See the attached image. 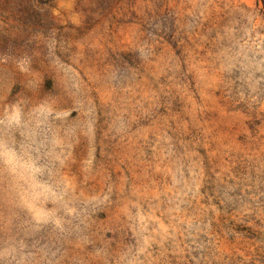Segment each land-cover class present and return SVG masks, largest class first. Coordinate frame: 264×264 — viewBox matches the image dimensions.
Instances as JSON below:
<instances>
[{
  "label": "rangeland",
  "instance_id": "rangeland-1",
  "mask_svg": "<svg viewBox=\"0 0 264 264\" xmlns=\"http://www.w3.org/2000/svg\"><path fill=\"white\" fill-rule=\"evenodd\" d=\"M0 264H264L261 0H0Z\"/></svg>",
  "mask_w": 264,
  "mask_h": 264
},
{
  "label": "trees",
  "instance_id": "trees-1",
  "mask_svg": "<svg viewBox=\"0 0 264 264\" xmlns=\"http://www.w3.org/2000/svg\"><path fill=\"white\" fill-rule=\"evenodd\" d=\"M261 2H262V5H263V8H264V0H261Z\"/></svg>",
  "mask_w": 264,
  "mask_h": 264
}]
</instances>
